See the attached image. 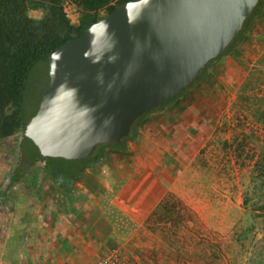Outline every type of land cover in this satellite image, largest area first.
<instances>
[{
	"label": "crops",
	"instance_id": "obj_1",
	"mask_svg": "<svg viewBox=\"0 0 264 264\" xmlns=\"http://www.w3.org/2000/svg\"><path fill=\"white\" fill-rule=\"evenodd\" d=\"M246 61L221 59L200 105L183 97L151 111L133 139L98 152L97 163L65 185L46 177L38 152L20 150L23 138H0V264H93L113 249L126 255L163 197L180 195L175 182L207 133L204 103L229 101ZM12 175L20 178L11 183Z\"/></svg>",
	"mask_w": 264,
	"mask_h": 264
},
{
	"label": "water",
	"instance_id": "obj_2",
	"mask_svg": "<svg viewBox=\"0 0 264 264\" xmlns=\"http://www.w3.org/2000/svg\"><path fill=\"white\" fill-rule=\"evenodd\" d=\"M258 0H134L52 51L22 131L42 161L125 145L135 120L180 93L232 42Z\"/></svg>",
	"mask_w": 264,
	"mask_h": 264
},
{
	"label": "rangeland",
	"instance_id": "obj_3",
	"mask_svg": "<svg viewBox=\"0 0 264 264\" xmlns=\"http://www.w3.org/2000/svg\"><path fill=\"white\" fill-rule=\"evenodd\" d=\"M7 3L9 12L20 13L34 22L39 39L64 35L53 15L57 8L62 12L66 5H73L78 19L82 14L73 0H7ZM105 14L100 9L93 16L98 19ZM241 38L229 56L210 65L206 79L215 75L218 62L225 57L233 61L247 59L242 62L244 79L229 101L222 97L213 98V103L207 106L204 103L207 125L204 144L188 159L185 175L175 182L180 195H165L161 201H165V208L159 204L144 223L141 235L125 246L126 255L122 252V257L132 264H256L259 251L264 254L263 215L248 209L264 203V126L252 112L257 106L264 109V103L254 99L264 98V72L259 63L264 53V12L253 20L251 29ZM39 66L34 73L36 84L32 87L31 100L23 101L25 120L34 113L35 102L38 103L47 83V68ZM205 81L182 94L186 104H201ZM246 97L248 100L243 99ZM11 111V105H7L1 115H9ZM139 120L134 121L127 138L135 135ZM21 135L18 132L11 137L19 140ZM101 146H96L91 156ZM20 150L37 152L27 139ZM82 160L55 159L54 162L67 171ZM257 164L263 169L261 174ZM23 165L21 162L20 166ZM243 235L247 237L240 239Z\"/></svg>",
	"mask_w": 264,
	"mask_h": 264
},
{
	"label": "trees",
	"instance_id": "obj_4",
	"mask_svg": "<svg viewBox=\"0 0 264 264\" xmlns=\"http://www.w3.org/2000/svg\"><path fill=\"white\" fill-rule=\"evenodd\" d=\"M73 1L82 11V14L78 19V24L76 26L69 25L68 21L64 18L63 13L60 12L59 8H57L53 15L54 17L56 16V22L58 25L63 28L64 35L62 37H54L50 39H39L35 32L34 22L31 19H27L20 13H16L11 10L9 12L7 0H0V138L11 137L18 132L22 133L23 128L28 121L24 119L23 101L25 99H29V101L31 100L32 87L36 84L34 73L38 72V68L40 67L39 65H41V68L42 66H45V69L47 68V60L50 53L65 42L79 37L89 25L102 18L100 17L96 19L93 16L94 12L104 9L106 12L105 15H107L114 8L124 2L134 0H116L114 4H110L112 0ZM263 12L264 0H258L250 15L243 21L240 31L236 34L232 42L219 54L217 58L208 62V69L199 71L193 81L184 87L180 93L176 94L155 110L162 108L167 104L179 102L180 98H182V94L186 92L187 89L194 87L201 81L206 80L210 65L213 62L218 61L223 56H229L231 54V48L242 40V35L251 29L253 20L261 16ZM259 63L262 71L264 72V53L261 56ZM41 72L44 75V69L41 70ZM243 99L248 100V97ZM254 99L257 102L264 103L263 97L259 99L254 97ZM7 105H11L12 111L9 115L2 116L1 112ZM36 108L37 103L35 102V110ZM150 112H147L146 114ZM252 112L256 117V120L264 126V109L257 106L254 110H252ZM146 114L138 118L140 119L139 121H141ZM133 137L134 136H131L127 139H133ZM122 147L121 143L104 144L98 152L120 150ZM97 154L94 156H91V154L79 164H77L78 162L76 164L74 163L71 166L72 168L67 169V171H64L56 166L54 162L55 159H46L41 161L44 164L43 167L46 177L56 184L65 185L66 182L76 179L81 174L83 169L96 164ZM256 167H258L256 169L261 174L263 169H261L262 167H260V164H257ZM18 177L20 178L19 175H12L11 183L18 179ZM160 205L165 208V201L161 202ZM248 209L256 212L259 211V213L263 215L262 217L264 223V203L260 206L252 205L248 207ZM153 215L155 216L156 214L154 213L152 216ZM241 237L242 238L240 239H245L247 235H243ZM262 248L264 249V247ZM255 263L264 264V254L262 253V250L261 252L259 251Z\"/></svg>",
	"mask_w": 264,
	"mask_h": 264
},
{
	"label": "built area",
	"instance_id": "obj_5",
	"mask_svg": "<svg viewBox=\"0 0 264 264\" xmlns=\"http://www.w3.org/2000/svg\"><path fill=\"white\" fill-rule=\"evenodd\" d=\"M62 13L68 24L75 26L78 24V14L73 5H66ZM93 264H132L122 257L118 250H110L103 258L94 262Z\"/></svg>",
	"mask_w": 264,
	"mask_h": 264
}]
</instances>
